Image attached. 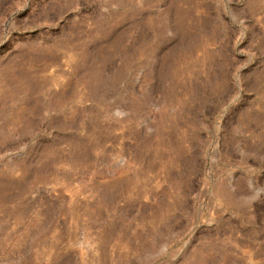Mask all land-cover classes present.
<instances>
[{
  "label": "rangeland",
  "instance_id": "obj_1",
  "mask_svg": "<svg viewBox=\"0 0 264 264\" xmlns=\"http://www.w3.org/2000/svg\"><path fill=\"white\" fill-rule=\"evenodd\" d=\"M0 264H264V0H0Z\"/></svg>",
  "mask_w": 264,
  "mask_h": 264
}]
</instances>
